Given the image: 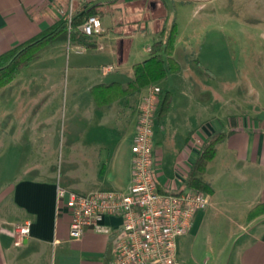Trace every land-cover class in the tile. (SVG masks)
I'll return each instance as SVG.
<instances>
[{"label":"crops","instance_id":"crops-1","mask_svg":"<svg viewBox=\"0 0 264 264\" xmlns=\"http://www.w3.org/2000/svg\"><path fill=\"white\" fill-rule=\"evenodd\" d=\"M176 1L179 5L191 6L211 0ZM169 2L174 3V0H75L72 13L94 7L102 24V19L114 14L115 10L121 9L122 15L136 14L142 8L154 11L161 4L168 7L166 4ZM68 14L67 0H0V52L37 35ZM161 16L150 15L145 28L148 23L153 24L158 38L167 21L170 25L176 24L172 57L178 68L156 83L162 90L153 127L155 173L160 188L172 191L187 189L184 180L202 143L215 132L226 133L202 172L203 180L212 189L211 193H205L209 196V205L197 211L188 231L176 238V260L180 248L186 249L192 256V247L199 235L206 233L204 238L211 243L214 221L223 217L228 222L230 237L209 248L212 256L209 254L208 260L207 257L203 258V263L264 264V212L250 214L253 207L264 203V120L249 119L243 124L237 126L235 123L224 129L222 125V128H216L210 116L203 118L193 114L194 105L207 111L202 93L208 89L205 85L198 86L193 69L186 61V64H181L175 57L182 43L178 39L177 20H165ZM123 22L127 21H116L117 28H122ZM140 22L134 19L127 23L136 25ZM138 31L133 28L126 34L116 33L113 38L104 37L102 31L96 35L98 39H90L94 44L87 49H93V52L83 59H76L79 63L77 66H96L99 69L88 84L90 92L95 85L104 87L112 82L121 88L126 87L133 78V65L147 58L133 62L130 67L126 65L129 44ZM103 39L109 40L108 44ZM63 44L68 46V43L59 45ZM150 44L144 48L147 55ZM114 55H117L115 61L112 59ZM106 64L113 65L114 69L103 72L100 66ZM171 76H175L174 83L175 80L179 83L171 82ZM145 88L130 95L118 96L106 105L104 101L108 92L105 89L101 88L102 91L96 93V100L91 92V110H96V116L106 121L107 125L117 126L112 128L117 135L112 133L108 136L104 129L80 131L81 136H86L83 140L86 146L82 145L80 150L83 166L77 171L75 161H71L70 168L75 167L76 172L70 170L66 176L67 183L61 185L53 176L39 173L42 168L34 165L33 170L21 169L16 172L7 181L9 184L5 183V187L0 188V264H110L112 235L88 230L78 239L70 238L71 212L66 206L67 194L63 200H57L56 188L59 184L80 194L97 190H128L131 181V145L136 132V102ZM130 122L133 124L130 145L122 150L121 142L127 137L124 134ZM89 135L97 136L96 141L89 139ZM90 146L94 147V153ZM210 168H213L212 171ZM24 221L30 223L29 235L21 244L15 245L13 224ZM102 224L115 232L121 225V218L105 215Z\"/></svg>","mask_w":264,"mask_h":264},{"label":"rangeland","instance_id":"rangeland-1","mask_svg":"<svg viewBox=\"0 0 264 264\" xmlns=\"http://www.w3.org/2000/svg\"><path fill=\"white\" fill-rule=\"evenodd\" d=\"M179 4L174 0L166 4L168 7L161 4L154 11L142 8L136 14L122 15L121 9L115 10L102 19L103 36L113 38L116 33L139 30L129 44L130 52L125 60L130 67L148 56L144 48L152 39H157L153 24L148 23L145 28L147 18L153 14L162 15L165 20L175 18L179 25L178 39L182 42L175 57L193 69L198 86L205 85L208 89L200 90L204 92L207 111L194 105L193 114L203 118L210 116L216 128L224 126V129L249 119L264 120V0ZM120 19L141 22L136 25L123 22L122 28H117L115 22ZM169 26L167 21L165 27ZM90 39L98 38L95 35ZM103 41L108 44L109 40ZM92 52L93 49L86 48L81 54H75L64 44L50 47L0 88V188L3 189L16 172L33 170L34 165L42 168L39 173L53 176L64 185L70 170L80 171L82 165L80 150L82 145L86 146L83 143L86 136L79 132L104 129L108 136L115 134L112 128L117 126L100 120L89 104L88 84L99 69L77 66L76 59H83ZM116 57L112 59L115 61ZM174 77L171 76V82ZM175 81L174 84L179 83ZM132 130L130 122L124 134L127 137L121 142L122 150L130 145ZM88 138L96 141L97 136ZM90 147L94 153V147ZM71 161H75L76 170L70 168ZM214 224L211 243L206 242L205 233L193 244L192 256L180 248L177 259L180 264H208L203 263V258L208 260L212 256L209 248L225 242L231 232L223 217L215 219Z\"/></svg>","mask_w":264,"mask_h":264},{"label":"built area","instance_id":"built-area-1","mask_svg":"<svg viewBox=\"0 0 264 264\" xmlns=\"http://www.w3.org/2000/svg\"><path fill=\"white\" fill-rule=\"evenodd\" d=\"M75 0H67L69 21ZM86 36L100 35V17L89 15L79 25ZM68 50L81 54L86 47L68 43ZM103 72L114 69L101 65ZM161 87L152 83L136 102V132L131 145V181L128 190H97L89 194L69 191L59 184L57 200L67 194L66 206L71 212L69 237L78 239L86 231L112 235L110 264H178L176 238L185 234L197 211L209 205V196L202 191H159L155 173L153 127L160 100ZM105 215L121 218L117 231L102 224ZM29 222L13 224L14 244L19 245L29 235Z\"/></svg>","mask_w":264,"mask_h":264},{"label":"trees","instance_id":"trees-1","mask_svg":"<svg viewBox=\"0 0 264 264\" xmlns=\"http://www.w3.org/2000/svg\"><path fill=\"white\" fill-rule=\"evenodd\" d=\"M89 15H96L94 7L73 12L70 21L67 15L28 40L1 51L0 88L6 86L15 78L21 68L37 60L50 47L61 43L80 44L86 48L92 46L94 42L90 40L89 36L82 34L78 28ZM176 31L175 23H172L168 28L163 27L158 38L151 43L147 58L133 65V78L126 84V87L121 88L119 84L114 82L104 87L103 85H95L91 88V92L95 96L94 99L96 100V93L102 91L100 89L103 88L108 92V97L104 101V105H106L118 96L139 92L148 85L165 79L168 72L175 71L178 64L172 57V53ZM98 104L102 103L99 102ZM225 136L226 133L224 132H215L202 143L194 164L185 177L184 181L187 188L211 193V186L203 180L202 172L207 162L213 158L217 144ZM157 185L159 191H167L160 188L158 182ZM261 212H264V203L253 207L250 214L257 215Z\"/></svg>","mask_w":264,"mask_h":264}]
</instances>
